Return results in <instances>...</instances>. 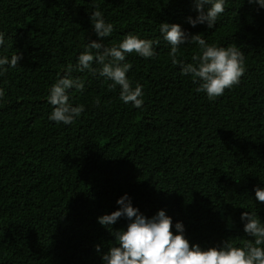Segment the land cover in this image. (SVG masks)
<instances>
[{
	"label": "trees",
	"instance_id": "1",
	"mask_svg": "<svg viewBox=\"0 0 264 264\" xmlns=\"http://www.w3.org/2000/svg\"><path fill=\"white\" fill-rule=\"evenodd\" d=\"M96 6L114 24L106 46L128 33L160 41L154 58H126L144 105L125 104L110 81L74 71L85 90H70V102L85 111L71 125L56 124L47 90L100 39L90 21ZM198 14L194 0H0L5 54L22 53L0 76V264H103L116 241L97 218L117 210L125 193L149 218L165 209L182 221L191 243L249 240L241 213L264 218L254 192L264 183V8L227 0L214 29L187 22ZM162 22L238 46L247 69L240 84L215 101L197 92L171 63ZM198 50L181 45L177 59L190 63ZM126 224L121 217L112 228Z\"/></svg>",
	"mask_w": 264,
	"mask_h": 264
},
{
	"label": "clouds",
	"instance_id": "2",
	"mask_svg": "<svg viewBox=\"0 0 264 264\" xmlns=\"http://www.w3.org/2000/svg\"><path fill=\"white\" fill-rule=\"evenodd\" d=\"M227 0H194L196 18L189 16L187 22L195 27L198 24L214 29L218 17L225 12ZM249 4L264 8V0H248ZM90 21L99 40H91L84 45L76 63H69L63 75L57 74L54 83L48 88L47 103L52 106L48 119L65 126L76 122L85 111L83 104L70 102V90L83 93L85 81L73 77V72H89L104 78L109 89L119 87V99L125 104L140 109L144 105L143 86L131 83L128 73L132 64L127 57L137 56L150 59L156 56L155 45L159 39L142 38L139 34L128 33L118 43L106 46L103 40L112 36L114 24L106 21L99 6L90 14ZM159 33L170 46V58L178 65L182 75L191 76L197 84L196 91L206 94L209 101L224 95L226 89L239 85L246 73L244 52L236 45L219 46L209 43L199 34H190L179 23L162 22ZM195 44L198 52L192 62L177 59L181 45ZM0 76L9 68H15L22 59V53L12 56L5 54L6 33L0 31ZM98 65L99 67H95ZM6 98V91L0 87V101ZM99 103V101H97ZM264 183L254 188L255 202L264 203ZM119 208L110 214L97 218L98 223L108 229L116 243L102 256L103 264H264V218L255 212L244 211L240 215L243 230L249 240L240 245L231 240L222 241L209 247L191 243L186 236L182 221L173 222L165 209H160L150 218L133 205L132 198L125 193L116 201ZM123 217L125 228L114 230L112 226ZM97 251L100 245H96Z\"/></svg>",
	"mask_w": 264,
	"mask_h": 264
}]
</instances>
